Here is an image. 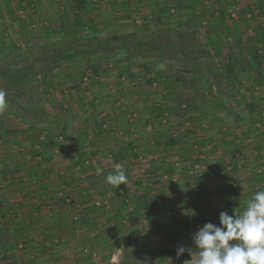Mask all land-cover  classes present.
I'll return each instance as SVG.
<instances>
[{
	"label": "rangeland",
	"instance_id": "1",
	"mask_svg": "<svg viewBox=\"0 0 264 264\" xmlns=\"http://www.w3.org/2000/svg\"><path fill=\"white\" fill-rule=\"evenodd\" d=\"M58 1L57 6L40 7L33 0H0V61L25 66L41 46L59 47L74 36L83 42L81 50L89 49L99 35V39L112 43L113 50L82 53L52 72L49 87L39 89L43 115L63 110L66 119L74 112L80 115L82 125L87 123L100 132L101 128L113 131L111 136L121 137L130 145L135 132L140 136L136 146L158 153L149 165L151 168L156 162L155 171H160L154 174L156 181L146 180L147 171L142 165L149 163L147 160L136 156L137 165L132 162L126 167V176L133 184L140 183L142 189L139 187L138 198L130 195L132 209H123L128 214L121 217L120 235L132 246L147 243L155 250L154 256L137 264H194L198 250L188 229L198 230L206 222L216 224L214 214L230 200L234 205L228 214L242 212L248 199L264 190V0H138L137 4L133 0L134 4L128 5L129 0L122 11L100 8L91 0L81 12L72 8L70 0ZM248 5L255 6L253 13H245ZM97 19L106 22L96 23ZM126 34H136L124 42L128 47L136 46L137 39L149 41L162 34L173 49L168 55L147 58L135 51L129 62L121 41ZM201 48L211 50V61L198 52ZM182 50L186 58L178 54ZM229 61L234 67L231 80L225 79ZM91 65L98 69L95 80ZM149 78L156 81L149 82ZM72 84L79 87L72 88ZM182 89L187 99L179 107L174 93ZM248 103L255 106L252 114ZM112 113L122 115L119 128L111 129L115 127ZM21 118L13 106L0 112V131L10 133L0 135V147L21 136L15 134L23 126ZM174 136L180 144L165 143ZM139 155L144 156L143 152ZM167 157H172L168 164ZM174 158L191 165L189 171H195L197 166L216 167L218 174L202 181L199 177L188 179L179 170L177 181L162 182L165 173H175L171 165ZM117 189L112 185L114 192ZM173 190L179 195L175 200L170 196ZM114 198L108 199L112 211L118 205ZM175 201L181 202L182 211L168 216ZM130 214H134L133 218ZM102 235L100 246L95 247L99 249L94 261L86 260L85 264H116L124 260L123 248L118 256L119 248L106 234ZM177 242L192 255L184 253L177 258ZM92 250L95 249L86 253Z\"/></svg>",
	"mask_w": 264,
	"mask_h": 264
},
{
	"label": "crops",
	"instance_id": "2",
	"mask_svg": "<svg viewBox=\"0 0 264 264\" xmlns=\"http://www.w3.org/2000/svg\"><path fill=\"white\" fill-rule=\"evenodd\" d=\"M33 1L40 7L60 4L58 0ZM86 1L85 6H89L91 0ZM92 1L100 8L116 7L122 11L129 0ZM133 2L130 0L128 5H133ZM119 13L117 10V15ZM95 21L106 22V19ZM21 115L23 126L15 133L21 136L2 144L4 148L0 149V264H81L79 262L83 261L85 264L86 260L94 261L99 249L95 247L100 246L102 233L105 234V229L112 225L121 230V217L128 214L123 209L131 210L133 207L130 195L138 198L137 194L142 189L138 186L140 183L133 184L127 177L124 184L128 195L119 187L114 192L106 178L117 165L124 166L125 170L132 162L137 165L141 156L138 153L143 152L142 159L149 163L139 164L145 166L146 180L156 181L154 174L160 171H155L156 162L151 164V168L149 165L151 160L157 159L158 153L136 146L139 141L135 132L132 134L134 143L130 145L121 137L111 136L113 131L101 128L100 132L99 128L88 127L87 123L82 125L80 115L74 112L72 116L67 114L66 119L63 110L60 114L43 115V118ZM112 115L111 123L115 127L111 129L119 128L122 115ZM91 119L88 117L89 121ZM3 133L9 132L1 130L0 135ZM93 136L94 140L91 139ZM127 153H130L129 156ZM126 157L130 158L129 161ZM168 158L172 157H167L166 164ZM171 165L175 171L171 176L176 181L179 170L184 171L188 179L197 177L192 170L189 171L191 165L183 164L177 158ZM160 180L166 181L163 178ZM112 196L118 204L113 211L109 210L108 200ZM170 196L173 199L179 197L176 190L170 191ZM69 197L71 207L66 203ZM127 198L131 201L130 207L125 201ZM98 200L103 203L102 207L96 205ZM130 215L133 218L134 214ZM91 248L95 250L86 253Z\"/></svg>",
	"mask_w": 264,
	"mask_h": 264
},
{
	"label": "trees",
	"instance_id": "3",
	"mask_svg": "<svg viewBox=\"0 0 264 264\" xmlns=\"http://www.w3.org/2000/svg\"><path fill=\"white\" fill-rule=\"evenodd\" d=\"M72 2V8L74 10H78V12L84 8L86 0H70ZM261 6V5H260ZM258 8V7H257ZM255 10V6L248 5L245 13L250 11L253 13ZM77 26V23L75 24ZM78 27V26H77ZM136 36L126 34V36L122 37L121 41H123L122 45L125 41L131 39ZM95 42H92V46L89 49L81 50L83 47L81 45V40L79 37H73L70 40H65V44L56 47H48L47 45H43L38 48L37 52L34 54V57L29 63L22 67H16L13 63H5L0 61V90H3L6 94V101L8 106H13L18 112L23 114L24 116H32L37 118H43V106L40 102L39 98V89L44 85H48L50 76L52 72L58 68L60 65L73 61L77 56L82 53H97L100 51L113 50L112 43L109 42L108 39H99L94 38ZM142 39V38H141ZM136 46L128 47L123 45L126 49L125 58L130 62L133 58L134 52L139 51L140 57H156L162 55H168L169 52L173 49L171 43H169L166 35H160L152 40H136ZM197 45L193 43L190 47ZM80 48V49H79ZM190 52L193 50L188 49ZM145 51H147L145 53ZM198 52L204 54L205 59L207 61H211L212 53L209 48H201ZM178 54L181 57H185L184 51H179ZM197 57V56H196ZM186 58V57H185ZM199 58V57H197ZM263 58V56L261 57ZM259 61L258 64H260ZM147 64V63H143ZM92 74L91 76L95 78L98 76V69L96 66L91 65ZM147 67V66H145ZM260 67V65L258 66ZM259 69V68H258ZM225 79L231 80V76L234 72L233 61H229L225 67ZM261 68L258 72L261 74ZM38 77V78H37ZM149 82H155L156 79L149 78ZM49 87V85H48ZM72 88H78V84H72ZM48 89V88H47ZM184 89L181 92L174 93V101L176 104L181 107L182 103L186 102V95L183 94ZM247 107L249 112L255 111L254 104L248 103ZM160 113H164L162 107H159ZM1 123V122H0ZM180 140L177 137H171L165 143L170 145H178L180 144ZM198 143V142H196ZM119 189H123L126 193L127 189L125 188V184H119ZM128 195V194H127ZM234 201L230 200L225 203L224 209L228 212L233 211ZM221 210V211H223ZM220 211V212H221ZM219 211H217L214 216L216 220L217 226H219ZM105 234L109 239H111L113 245L116 248H123L124 250V260L120 263L116 264H137L141 261L146 260L147 257H152L156 254L155 250H153L147 243H141L137 246H132L130 241H123L120 235V231L116 225L108 226L105 229Z\"/></svg>",
	"mask_w": 264,
	"mask_h": 264
},
{
	"label": "clouds",
	"instance_id": "4",
	"mask_svg": "<svg viewBox=\"0 0 264 264\" xmlns=\"http://www.w3.org/2000/svg\"><path fill=\"white\" fill-rule=\"evenodd\" d=\"M159 67L163 69L164 65ZM5 97L0 90V112L8 106ZM106 179L118 187L127 181V176L117 165ZM193 244L198 250L194 264H264V190L255 192L240 213L229 215L227 210L221 211L219 226L206 222L194 233ZM186 251V246L178 245L177 258Z\"/></svg>",
	"mask_w": 264,
	"mask_h": 264
},
{
	"label": "built area",
	"instance_id": "5",
	"mask_svg": "<svg viewBox=\"0 0 264 264\" xmlns=\"http://www.w3.org/2000/svg\"><path fill=\"white\" fill-rule=\"evenodd\" d=\"M29 157V156H28ZM142 159V157L140 156V160ZM229 168H230V166H229ZM192 173L193 174H196L197 175V177H199L202 181H206V180H209V179H214L216 176H217V174H218V170H217V168L216 167H211V168H205V167H203V166H201V167H198L197 166V168H195V171H192ZM164 179L166 180H172V181H176V178H174V177H172V176H169L167 173H165L164 174ZM125 201H126V203L128 204V206L130 207V203H131V201H130V199L129 198H127V199H125ZM66 203L71 207V205H72V200L70 199V198H66ZM96 203V205L98 206V207H102L103 206V203L100 201V200H98V201H96L95 202ZM181 212L182 211V204H181V202L180 201H175V203H174V207L173 208H171V210H169L168 212H167V215L168 216H171V215H173L175 212ZM197 231V229L196 228H194V227H191V228H189L188 229V233L193 237V235H194V233ZM179 239H180V237H178ZM178 246V245H180V243L179 242H177L176 244H175V246ZM188 254L190 255H192V253L190 252V250L188 249V251H186L185 252V256H188ZM190 255V256H191ZM118 256H121V248H119L118 249ZM186 260H185V258H183V262H185Z\"/></svg>",
	"mask_w": 264,
	"mask_h": 264
}]
</instances>
